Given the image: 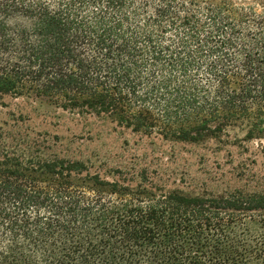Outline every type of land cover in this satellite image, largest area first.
I'll return each instance as SVG.
<instances>
[{"label": "trees", "instance_id": "trees-1", "mask_svg": "<svg viewBox=\"0 0 264 264\" xmlns=\"http://www.w3.org/2000/svg\"><path fill=\"white\" fill-rule=\"evenodd\" d=\"M5 96L177 143L264 141V0H0ZM12 117L0 264H264V194L93 172Z\"/></svg>", "mask_w": 264, "mask_h": 264}, {"label": "rangeland", "instance_id": "rangeland-1", "mask_svg": "<svg viewBox=\"0 0 264 264\" xmlns=\"http://www.w3.org/2000/svg\"><path fill=\"white\" fill-rule=\"evenodd\" d=\"M20 114L28 119L25 128L59 136L55 150L61 157L84 161L93 172L147 168L169 189L189 194H264V141L242 146L177 143L134 133L105 119L40 107L27 98L5 96L0 101V125Z\"/></svg>", "mask_w": 264, "mask_h": 264}]
</instances>
